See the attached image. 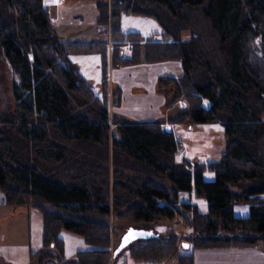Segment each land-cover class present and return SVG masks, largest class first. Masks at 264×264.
Segmentation results:
<instances>
[{
  "label": "trees",
  "instance_id": "1",
  "mask_svg": "<svg viewBox=\"0 0 264 264\" xmlns=\"http://www.w3.org/2000/svg\"><path fill=\"white\" fill-rule=\"evenodd\" d=\"M0 1L10 11L9 21L0 19V53L17 76L12 85L13 112L0 119V192L7 205L40 210L41 248L46 250L40 251V263L52 254L62 262L58 233L63 229L93 247L77 251L75 264H107L109 253L114 259L122 250L134 261L192 264L190 251H178L176 235L161 236L152 230V237L136 240L114 256L109 249L111 211L122 208L115 219L131 216L142 223L158 217L172 219L177 216L172 202L179 192L190 190L206 202L203 213L195 205H180L191 213L189 221L183 220L196 234L185 243L190 249L252 247L260 241L264 248V201L258 197L264 193V120L259 118L264 111V0H108L97 6V24L109 25L111 66L178 61V78L157 80L159 92L168 85L173 92L168 104L177 99L186 104L185 110L168 121L214 123L221 115L225 139L219 161L208 164L214 178L204 181L202 166L189 173L177 164L159 162V155L170 159L177 149L172 133L159 122L114 119L120 140H112V159L123 155L167 178L170 185L123 184V194L134 201L117 203L114 191L111 205L108 189L90 191L80 173L67 184L50 174L63 167L82 172L85 163L69 151V145H105V96L93 93L68 58L76 52L98 53L104 85L105 44L60 42L49 26L42 0ZM198 8L217 36L223 59L219 69L207 60L195 34L190 33L189 41L179 39V32L188 29L187 15ZM121 13L153 18L161 27L160 35L144 39L135 32L123 33ZM123 46L129 47L128 56L122 54ZM202 99L208 101L206 108ZM5 130L14 131L27 148L28 164L17 157ZM241 203L247 204L242 217L233 211Z\"/></svg>",
  "mask_w": 264,
  "mask_h": 264
},
{
  "label": "rangeland",
  "instance_id": "2",
  "mask_svg": "<svg viewBox=\"0 0 264 264\" xmlns=\"http://www.w3.org/2000/svg\"><path fill=\"white\" fill-rule=\"evenodd\" d=\"M107 2L108 0H42V7L47 9L49 26L60 40L69 44L102 41L101 43L105 44L106 51V81L104 85L102 83L101 57L98 53L76 52L68 55L70 62L87 82L93 93L98 97L105 96L108 122L105 145H69V151H74L77 159L85 163L82 172L76 171V168L74 171H70L68 168L63 167L64 169H57V172L50 170L51 178L67 184L75 182L74 174L80 173L90 191L93 192L98 187L108 189V202L111 205L114 191L118 193L117 203H131L134 201V199L130 200L129 197L123 194L122 188H120L123 184L153 182L163 187L170 185L167 178L157 175L149 169H144L123 155L119 154L113 160L112 140H120L115 130L114 119L138 122V118L134 115L137 113L128 104L120 107L121 92L123 95L127 90L132 93L143 92L141 94H148L153 89L156 92L154 94H157L158 78L161 76L178 78L181 75V67L179 62L175 63L174 61L168 65V61H163L116 66V69L115 66H111L109 25L97 24V6ZM9 12L0 1V19L9 21ZM186 23L188 29L179 32V39L189 41L190 33L195 34V39L201 45L207 60L215 68H221L223 59L218 52L217 36L210 28L208 21L201 15L199 8L189 12ZM119 27L123 33L135 32L141 37H148L149 39H154L151 36L161 31V27L153 18L129 13L120 14ZM105 29H107L106 32ZM120 49L124 56H128V46H123ZM16 82L17 76L0 53V119L4 114L13 112L12 85ZM170 90L168 85L164 90L158 92L164 95L165 100L164 105L159 106V111L163 112L165 108L171 106L163 112L164 115L161 114L168 120L173 119L186 108V104L182 99H177L168 104L173 98V92ZM148 96L146 95V97ZM201 105L206 108L208 101L202 99ZM259 118L264 120V111L259 113ZM151 121L159 122L161 127L168 125L177 144V149L170 159L159 155L160 163L170 166L177 164L182 170L189 173L193 172L195 166H202V179L211 181L214 178L213 171L208 168V164L218 162L224 153L225 139L221 115L214 123H190L186 121H167L164 123L162 118ZM8 131L5 130L4 136L8 135L11 138L17 157L28 164L27 148L24 147L14 131ZM262 144L264 147V139ZM231 189L237 191V189ZM258 197L264 201V193ZM158 203L165 202L158 201ZM172 203V206L177 210V216L172 219L158 217L151 223L134 221L131 216H122L115 219L114 214L121 211L122 208L111 211L109 218L110 252L117 245L124 228L127 227L152 230L161 236L176 235L178 251L185 250L186 253L189 252L191 250L189 246L182 248L180 243H190V239L195 237L196 234H193L188 223H186L190 220L191 213L180 205L181 203L195 205L197 210L203 213L206 211V202L202 198H198L193 190H190L179 192L176 200ZM233 211L235 215L242 217L247 213V204L235 205ZM41 226L42 216L38 208L25 205L0 207V257L3 258L0 264H45L50 261L53 264H75L77 251L93 248L84 241L83 237L62 229L58 233V236L62 239V262L55 261V254H52L40 263V250H42ZM258 243L263 244L262 241ZM33 253L36 256L31 259L30 255ZM120 263L144 264V262L131 259L126 250H122L114 259H111L109 253L107 264ZM149 263L151 261L145 262V264ZM152 263L159 264L156 261H152ZM161 263L175 264L172 260Z\"/></svg>",
  "mask_w": 264,
  "mask_h": 264
},
{
  "label": "crops",
  "instance_id": "3",
  "mask_svg": "<svg viewBox=\"0 0 264 264\" xmlns=\"http://www.w3.org/2000/svg\"><path fill=\"white\" fill-rule=\"evenodd\" d=\"M44 9L47 11L45 7ZM106 30L107 29H105V32ZM160 32L161 31H159V33L158 32L155 33L151 37L153 38L158 37L160 35ZM144 39H148V37ZM58 40L60 42L65 43V41H62L59 38ZM174 62L177 63L178 61H174ZM169 63H172V61H168L167 65ZM116 68L117 67H115V69ZM158 92H159L158 89H157V94H154L156 92H154L153 89L148 94L147 93L141 94L143 92L132 93L130 90L129 91L127 90V92L123 95V93L121 92L120 107H122L124 104H128L131 107V109L135 113H137L134 114L136 118H138L137 121H151L154 119L162 118L165 123L168 121V119H165L164 118L165 116H162L164 115L163 112L171 108V106L165 108L163 112L159 111L160 110L159 106L160 105L162 106V104L164 105L165 100H164V95ZM146 95L149 96L146 97ZM5 206H10V205L6 204L3 194L0 192V207H5ZM40 251L41 252L43 251V253L46 252L45 249ZM190 254L192 256V264H264V248H263V244L261 243H257L252 247L226 246V247H210V248H193L190 250ZM1 259L3 258L0 257V262ZM149 264H153V263L151 262Z\"/></svg>",
  "mask_w": 264,
  "mask_h": 264
},
{
  "label": "water",
  "instance_id": "4",
  "mask_svg": "<svg viewBox=\"0 0 264 264\" xmlns=\"http://www.w3.org/2000/svg\"><path fill=\"white\" fill-rule=\"evenodd\" d=\"M164 130L166 132H170V128L168 125L164 126ZM154 234L151 230L148 229H140V228H133L128 227L126 228L122 235L120 236L117 245L112 251V256H114L116 253L120 252L122 249L127 247L130 243L139 240V239H147L149 237H152ZM182 248H186L187 245L185 243L181 244Z\"/></svg>",
  "mask_w": 264,
  "mask_h": 264
}]
</instances>
